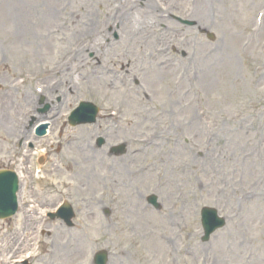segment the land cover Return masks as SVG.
<instances>
[{"label":"rangeland","instance_id":"rangeland-1","mask_svg":"<svg viewBox=\"0 0 264 264\" xmlns=\"http://www.w3.org/2000/svg\"><path fill=\"white\" fill-rule=\"evenodd\" d=\"M263 5L264 0H0V55L6 59L0 62V145L21 125L4 114L5 98L28 90L32 96L14 102L13 113L31 107L33 88L66 61L64 77H55L61 81L44 91L52 110L47 117L36 107L33 112L36 120L48 119V135L26 151L23 164L32 170L37 154L46 153L47 163L32 177V195L48 208L58 201L55 190L63 191L82 226L51 238L39 234L41 225L33 219L12 221L8 231L0 222V258L13 264L31 255L32 264H52L57 257L47 251L76 239L89 253L71 264H91L102 247L109 264H264V37L246 41ZM138 21L150 29L128 41L121 24L127 32ZM39 48L44 55L38 57ZM227 57L230 64L219 65ZM166 59L173 60L168 69L157 67ZM82 100L98 107V117L94 124L72 127L67 117ZM110 112L117 123L105 117ZM156 134L159 139L152 140ZM71 136L99 157L83 162L67 144ZM99 136L105 139L101 147L95 145ZM119 143L127 144L126 154L111 157L110 147ZM99 160L102 166L113 162L116 171L103 166L89 178L84 167ZM143 166L149 169L138 174ZM150 193L157 195L160 211L149 207L141 215L125 204L126 197L148 205ZM203 206L226 219L207 242L200 240ZM108 207L115 213L105 216ZM23 228L29 236L14 249ZM160 233L173 243L161 241Z\"/></svg>","mask_w":264,"mask_h":264},{"label":"bare ground","instance_id":"bare-ground-1","mask_svg":"<svg viewBox=\"0 0 264 264\" xmlns=\"http://www.w3.org/2000/svg\"><path fill=\"white\" fill-rule=\"evenodd\" d=\"M152 3H154V0H150V4H152ZM47 12H48V10H46V14H45V16H47ZM77 13H74L73 15H72V19H75L76 17H77ZM123 17H124V19L126 20V18H127V15L126 16H124L123 15ZM132 17V16H131ZM133 18V17H132ZM128 19V18H127ZM140 21H138V22H136L135 24H132V28L131 29H129V30H127V32H124L125 30H124V28H123V25L121 24V29H122V33H124V37H125V39H127L128 41L129 40H131L133 37H134V35H136V33H138L139 34V31H143V30H145V29H150V27H147L148 26V24H144L143 26H139L141 23H139ZM127 25V24H126ZM87 27H89V26H87ZM90 28V27H89ZM42 29V28H41ZM126 29V28H125ZM88 30H90V29H88ZM258 31H256L255 33H254V36L255 37H257V36H259L260 34H262L263 35V37H264V24L262 25V26H260L258 29H257ZM43 32H45V31H43ZM46 33V35H49L51 32H49V31H46L45 32ZM45 33H42V39L44 40V41H46L45 39H46V35H44ZM89 32H86L84 35H87ZM99 33V32H98ZM108 35H110V34H108ZM106 35H104L102 38H104ZM131 38V39H130ZM106 39V38H105ZM14 41H16V39H13ZM251 40H253V37H251ZM45 44L47 45V42H45ZM106 46V45H105ZM103 48H104V46H103ZM85 49H87V48H85ZM89 49H91V47L89 46ZM75 59V58H74ZM80 60H84V58L83 57H81V58H79ZM225 59V58H224ZM230 61L231 60H228V57H227V60H222L221 59V61H220V63H219V65H223V64H225L226 66H228L229 64H230ZM80 64H82V63H80ZM166 65V63L165 62H163V63H158L157 64V67H162V66H165ZM215 65H217V64H215ZM170 67V66H169ZM168 66L166 67L167 69L169 68ZM172 67V66H171ZM166 68H164V69H166ZM161 79H162V77H161ZM155 82H156V79H155ZM154 83V82H153ZM208 85H209V87H211L212 86V84H213V81H212V79H210V80H208L207 82H206ZM30 96V93L28 92V90L26 91V93H25V97H26V100L28 99V97ZM3 107H4V114L5 115H7L8 116V118H9V120L11 121V118L15 115V113H13V110H14V99H13V97H11V94L7 97V98H5V102H4V105H3ZM114 116H117V115H114ZM8 122V121H7ZM6 122V124L8 125V123ZM193 121L191 120V123H192ZM181 125H182V123H180ZM180 124H177L178 126H180ZM193 126H196L195 124L193 125ZM168 139H169V137H167ZM156 139H159L158 138V134H156ZM155 139V140H156ZM82 141V140H81ZM85 143V142H84ZM72 144H73V148H75L76 150H78L77 151V153L79 154V155H81V157L82 158H84V159H82V161L83 162H88V161H92V159L94 158V157H99V156H94V152L92 151V152H90L89 153V146H87L86 144H83V143H80L79 142V140H75L74 142H72ZM79 144V145H78ZM85 147V149H87V150H84L83 148ZM88 147V148H87ZM170 152H167L166 153V155H165V157L169 154ZM179 154V153H178ZM85 159H87V160H85ZM216 159L219 161V154L217 153L216 154ZM101 160H99L96 164H87V166H85L84 167V170H85V172L87 173V176L89 177V178H91V176L94 174V169H100V168H102L103 166L101 165V164H99V162H100ZM168 164H170V162H168ZM105 168V167H104ZM108 170H110V172L111 173H113V172H115V169H114V167H113V164H111V165H109L108 166ZM147 176H150V174H148ZM142 178V177H144V175H140L138 178ZM124 181L125 182H127V183H125V182H122V183H125V184H127V185H129V181H128V179L127 178H125L124 179ZM126 185V186H127ZM129 187H130V185H129ZM122 192H124V190H122ZM125 199H126V202H125V204L127 205V206H129L130 207V209H132L133 211H138L141 215L142 214H144V211L146 210V207H141L139 204H135V203H133V202H131L130 200H129V198H126L125 197ZM176 214H178V212L177 213H175V215ZM62 248H63V246H61V250H62ZM88 248L87 247H76L75 245H70V252L68 251V253H70L69 254V257H68V260L69 261H72V260H74V259H76V260H78V261H81V260H83V259H85V257H86V255H87V253H88ZM71 256V257H70ZM246 260V259H245ZM248 262H250V259H249V261Z\"/></svg>","mask_w":264,"mask_h":264},{"label":"water","instance_id":"water-1","mask_svg":"<svg viewBox=\"0 0 264 264\" xmlns=\"http://www.w3.org/2000/svg\"><path fill=\"white\" fill-rule=\"evenodd\" d=\"M202 221L204 228H206V235L204 239L207 238L208 234L217 226L222 224V219H218L216 216V212L213 209L204 208L202 211ZM104 259V258H103ZM102 259V260H103Z\"/></svg>","mask_w":264,"mask_h":264},{"label":"flooded vegetation","instance_id":"flooded-vegetation-1","mask_svg":"<svg viewBox=\"0 0 264 264\" xmlns=\"http://www.w3.org/2000/svg\"><path fill=\"white\" fill-rule=\"evenodd\" d=\"M4 168V167H3Z\"/></svg>","mask_w":264,"mask_h":264}]
</instances>
